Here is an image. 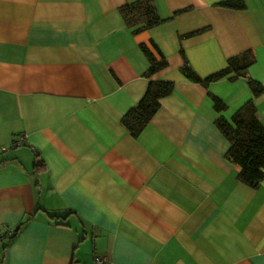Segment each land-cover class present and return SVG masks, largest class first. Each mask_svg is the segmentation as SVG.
Returning <instances> with one entry per match:
<instances>
[{
	"label": "crops",
	"instance_id": "0c3cea01",
	"mask_svg": "<svg viewBox=\"0 0 264 264\" xmlns=\"http://www.w3.org/2000/svg\"><path fill=\"white\" fill-rule=\"evenodd\" d=\"M131 1L0 0V264H264V178L241 179L216 123L251 99L264 123L248 82L264 86V0H155L167 20L138 33ZM143 43L175 88L134 135L122 118L151 78ZM245 51L246 76L181 70L205 77Z\"/></svg>",
	"mask_w": 264,
	"mask_h": 264
},
{
	"label": "trees",
	"instance_id": "16d2710c",
	"mask_svg": "<svg viewBox=\"0 0 264 264\" xmlns=\"http://www.w3.org/2000/svg\"><path fill=\"white\" fill-rule=\"evenodd\" d=\"M221 4L231 7L245 6L243 0H225ZM120 11L125 23L132 28L134 33L154 27L167 20L160 15L155 0H133L123 4ZM141 47L151 64L147 71V75L151 78L141 99L122 118L123 124L134 135H138L149 123L161 105V98L173 92L175 88L173 80L152 78L155 72L169 65L166 55L157 48L160 54L158 57L144 43L141 44ZM182 52L184 53L183 50ZM254 59L250 51H245L231 57L228 66L202 77L191 67L186 58L181 65V70L189 79L207 85L213 80L224 77L246 76L248 67ZM248 82L255 95L264 91L261 82L254 79H248ZM212 97L217 110L226 108L227 103L222 98L214 94ZM216 123L231 142L227 156L241 166V179L252 185L259 184L264 178V123L258 115L254 99L247 101L233 114L232 122L226 117L220 116ZM43 168H45L43 159L37 160L35 171Z\"/></svg>",
	"mask_w": 264,
	"mask_h": 264
},
{
	"label": "built area",
	"instance_id": "2783aa9c",
	"mask_svg": "<svg viewBox=\"0 0 264 264\" xmlns=\"http://www.w3.org/2000/svg\"><path fill=\"white\" fill-rule=\"evenodd\" d=\"M24 141L23 137H21L19 140L15 141L16 145L21 144ZM10 233L9 230L6 228L0 227V241H3L5 237ZM106 256L97 257V263L98 264H105L107 262Z\"/></svg>",
	"mask_w": 264,
	"mask_h": 264
},
{
	"label": "water",
	"instance_id": "95a60500",
	"mask_svg": "<svg viewBox=\"0 0 264 264\" xmlns=\"http://www.w3.org/2000/svg\"><path fill=\"white\" fill-rule=\"evenodd\" d=\"M18 230V227L15 228L14 232L11 234V236L15 235L16 231Z\"/></svg>",
	"mask_w": 264,
	"mask_h": 264
}]
</instances>
